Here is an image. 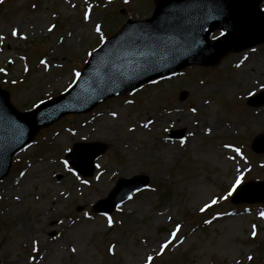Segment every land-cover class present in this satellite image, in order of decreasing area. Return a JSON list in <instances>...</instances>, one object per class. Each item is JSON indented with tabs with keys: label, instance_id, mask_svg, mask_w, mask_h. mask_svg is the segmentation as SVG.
Here are the masks:
<instances>
[{
	"label": "rangeland",
	"instance_id": "374dc122",
	"mask_svg": "<svg viewBox=\"0 0 264 264\" xmlns=\"http://www.w3.org/2000/svg\"><path fill=\"white\" fill-rule=\"evenodd\" d=\"M153 9L154 0H2L0 68L13 106L28 112L67 91L89 53L127 19L149 18ZM262 90L264 44L229 54L213 68H187L42 130L14 156L0 182V264H145L149 255L153 264H264V204L231 201L242 184L264 180V154L251 149L264 133V107L246 104ZM170 131L184 135L176 139ZM190 131L200 134L181 143ZM79 142L107 146L91 178L64 163ZM102 168L109 173L100 178ZM136 175L149 177L144 191L112 214L94 212L118 179ZM14 179L20 183L13 188L8 182ZM213 199L217 203L201 212ZM177 224L179 238L157 255Z\"/></svg>",
	"mask_w": 264,
	"mask_h": 264
},
{
	"label": "water",
	"instance_id": "95a60500",
	"mask_svg": "<svg viewBox=\"0 0 264 264\" xmlns=\"http://www.w3.org/2000/svg\"><path fill=\"white\" fill-rule=\"evenodd\" d=\"M155 1L153 17L140 22L129 20L93 54L81 81L66 96L24 114L11 106L8 93L0 89V180L8 174L12 156L42 128L64 115L89 111L107 98L190 64L212 66L230 51L264 42V22L258 21L264 16L259 10L262 0ZM218 28L224 29L225 35L210 41V35ZM261 145H264V135L256 139L254 149L258 150ZM105 150L102 144L80 145L69 159L78 171L91 176L94 160ZM86 153L85 164L79 156ZM147 183L148 178L144 176L121 179L109 198L99 202L97 209L112 212ZM260 186L263 188L264 182Z\"/></svg>",
	"mask_w": 264,
	"mask_h": 264
},
{
	"label": "snow or ice",
	"instance_id": "6c2138e0",
	"mask_svg": "<svg viewBox=\"0 0 264 264\" xmlns=\"http://www.w3.org/2000/svg\"><path fill=\"white\" fill-rule=\"evenodd\" d=\"M0 2H2V0H0ZM83 19H84L85 21H88V20L90 19V10H89V11H86V12L84 13V17H83ZM52 27L54 28L55 26L53 25ZM49 31H52V28H49ZM95 31H96L97 33H100V32H101V25L97 24L96 27H95ZM11 34H12L13 36H17V35H18V31H17V30H13ZM3 39H4V37H3V36H0V41H2ZM103 39H104V37L101 36V40H103ZM132 43L135 44V43H137V41H132ZM89 55H91V53H89ZM40 63H41V64H44V65H47V62L44 61V60H41ZM0 72H4V69H3V68H0ZM75 75H76V77H79L81 74H80L79 72H77ZM191 111H192L193 113H195V112H196V109H195V108H192ZM112 115L115 116L116 113H113ZM148 123L150 124V123H153V122H152V121H149ZM147 126H148V124H145V125H144V127H147ZM210 131H211V129H209V132H210ZM190 135H191V133H190ZM181 143H184V141L182 140ZM224 147H225V148H230L231 145H229V144H225ZM234 152H235L236 154L240 155L241 158H243L242 153H241V149H240V148H235V149H234ZM230 159H235V157H230ZM64 163H65V165L67 166V161H65ZM69 171H72V169L69 168ZM22 175H23V173H22ZM78 178H79V177H78ZM83 183L87 184V183H89V181L84 180ZM236 183L239 184V183H240V179H237ZM229 195H231V193H229ZM225 198H226V197H225ZM17 199H19V197H17ZM129 199H131V197H129ZM216 203H217V200L213 199L212 202H211V204H205L203 207L200 208V211H201V212H205V211H207L212 205H214V204H216ZM85 215L87 216L88 214L85 213ZM261 216H264V213H261ZM107 219H108L109 226H111V224H112V218H111V216H108ZM205 223H209V224H210L211 221H210V220H206ZM181 227H182L181 225L177 224V225L175 226L174 230L171 232V234H170V238H167V239H165L163 242H161V244H160V246H159V249H160V250H159V252H157V255H162V254L164 253V251H165L167 248H169V246H170L175 240H177V239L179 238V237H178V233L180 232ZM255 235H256V233L253 232V236H255ZM73 251H75V249H73ZM249 259H252V258L249 257ZM153 261H154V257L151 256V255H149V256L146 257L145 264H153Z\"/></svg>",
	"mask_w": 264,
	"mask_h": 264
},
{
	"label": "bare ground",
	"instance_id": "6f19581e",
	"mask_svg": "<svg viewBox=\"0 0 264 264\" xmlns=\"http://www.w3.org/2000/svg\"><path fill=\"white\" fill-rule=\"evenodd\" d=\"M186 125H188L187 123H185ZM151 124H149L148 123V126L147 127H149ZM147 127H146V129H147ZM190 133H191V135L189 134L187 137H186V139H185V141H184V143L185 144H187V143H189L190 141H192V140H194L199 134H200V132H196V133H194V132H191L190 131ZM199 133V134H198ZM161 145H163V144H160V146ZM109 172H108V169H106V168H102L101 169V174H100V178H102V177H104L105 176V174H108ZM20 183V181L18 180V179H14V180H10L9 182H8V185L10 186V187H17V185ZM97 187V186H96ZM97 188H99V187H97ZM108 192V189L106 188L102 193H104V194H106Z\"/></svg>",
	"mask_w": 264,
	"mask_h": 264
}]
</instances>
